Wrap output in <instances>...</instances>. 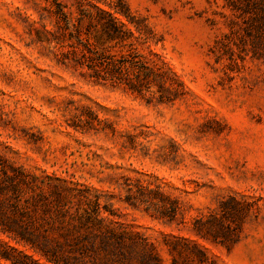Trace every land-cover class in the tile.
<instances>
[{
  "label": "rangeland",
  "instance_id": "rangeland-1",
  "mask_svg": "<svg viewBox=\"0 0 264 264\" xmlns=\"http://www.w3.org/2000/svg\"><path fill=\"white\" fill-rule=\"evenodd\" d=\"M86 1L93 14L91 5L124 12L113 14L134 35L125 43L171 87L140 95L91 78L73 60L82 46L68 39L77 0H0L1 209L10 215L39 187L94 189L114 213L102 215L148 237L164 264H264V0ZM77 27L96 49L129 48L85 18ZM18 169L28 185L13 193L6 174ZM136 182L175 199V218L128 205ZM215 214L227 234L211 233L215 224L207 237L192 231ZM0 240L44 261L5 233ZM174 241L181 250L169 254Z\"/></svg>",
  "mask_w": 264,
  "mask_h": 264
},
{
  "label": "trees",
  "instance_id": "trees-1",
  "mask_svg": "<svg viewBox=\"0 0 264 264\" xmlns=\"http://www.w3.org/2000/svg\"><path fill=\"white\" fill-rule=\"evenodd\" d=\"M86 3L89 2L77 0L76 23L85 18L88 24H97L100 27L101 36H105V39L129 48L118 56L108 53L106 49H96L88 38L83 36L77 24H72L74 29L68 34V39L72 38L77 46H82L78 47L79 55L73 60L86 67L91 78L124 84L127 89L140 95L151 86H155L158 91L170 88L171 82L165 74L159 68L146 66L144 62L137 60V52L134 47H130L133 43H125L126 39L134 35L113 14L125 15L124 12L115 6H109L111 11H108L91 5L93 14L92 10L85 7ZM260 8L264 9L263 3ZM259 16L264 17V12ZM63 22L64 26L69 27L65 14ZM70 45L72 47V43ZM6 176L9 189L13 193H18L21 185H28L22 169L12 170V173ZM134 187L132 190L127 184V189L133 192V195L130 194L125 200L128 205L137 208V201L147 203L153 207L154 213L150 214L153 218H175L179 209L175 199L164 194L158 187L151 188L142 183L137 187V182ZM93 190L86 188L83 193L75 194L70 187L52 186L49 192L39 187L30 200L24 203L15 202L10 215L0 206V232L5 233L14 243L28 246L44 261L2 240L0 257L11 264H164L158 254L157 245L148 237L135 229L123 226L107 215H102L104 211L109 215L114 213L109 209L108 202H101V194ZM229 199L232 204L228 209L232 211L237 202L233 198ZM74 203L77 206L71 210L70 205ZM35 209H38V213L33 215L30 210ZM213 224L216 228L211 233L227 234L229 231L230 225L216 214L205 220H194L192 231L201 237H207L206 233L211 231ZM212 237L216 240L217 236L212 234ZM175 242L177 241L173 244L167 242L166 250L169 254L180 252L181 249L174 245ZM200 253L205 257L203 252ZM171 264H176L174 258H171Z\"/></svg>",
  "mask_w": 264,
  "mask_h": 264
}]
</instances>
